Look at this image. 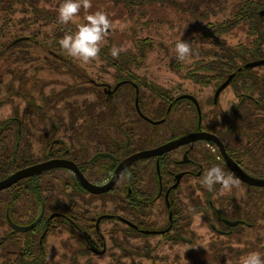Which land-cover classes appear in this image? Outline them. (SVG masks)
Masks as SVG:
<instances>
[{"label": "flooded vegetation", "instance_id": "af4514ba", "mask_svg": "<svg viewBox=\"0 0 264 264\" xmlns=\"http://www.w3.org/2000/svg\"><path fill=\"white\" fill-rule=\"evenodd\" d=\"M263 11L264 8L260 11L261 15H264ZM181 13L187 15L189 21H198L191 26L192 31L204 26L199 21L201 19L208 20V26L232 19L220 14L222 10L218 7L199 17L189 12ZM198 24H202L201 27ZM204 28L205 34L208 30ZM210 43L211 46L204 51L207 59L192 61L188 70L181 73L184 85L174 89L161 85V80L119 67V79L114 84H100L104 94L101 99L97 98L96 105L102 109L97 115L93 112L96 108L93 104H86L84 99L83 103L77 102L79 97L76 92L85 91V82L68 85L71 100L74 99L66 105L71 108L70 116L66 120L59 117L54 137L45 139L43 153L36 160L30 155L33 143L22 137V126L16 130L13 143L7 140L5 148L12 147L11 152L21 150L23 154V158L17 161L22 165L20 168L58 159L74 164L73 167L59 166L69 172L70 179L63 183L64 190L57 196L45 195V189L50 187L45 186L44 189L43 184L51 185L52 181L45 182L44 177L51 168H58V164L40 169L38 173L41 175L42 200L29 191L12 188L32 175L5 188L6 197L0 195L3 201L0 208L4 210L2 218L9 225L8 232L22 234L18 239L22 244L16 245L20 249L21 260L32 245L43 255L38 259H26L45 264L48 245L55 243L53 237L65 228L69 234L62 236L76 241L73 246L79 247L73 252L81 257L89 255V251L92 255L108 253L111 232L125 233L120 236L127 238V243H131L129 238L139 237V233L168 234L175 226L178 215L186 218L207 213L210 216L209 211L214 209L212 217L226 228L216 227L213 223L211 226L217 233L225 235L238 232L234 228L236 226L246 229L254 225L250 222L253 213L246 206L253 197V191L263 194L264 184H252L241 179L227 157L247 174L252 177L257 175L255 178L264 180V174L249 172L244 160L249 155L264 152V72L258 69L264 64L249 65L264 60V57L252 58L243 65L240 59L235 68L229 71L210 70L207 64L216 48L215 42ZM227 43L233 48L230 55L234 54L235 57H240L238 53L250 46L242 42ZM191 45L194 46L193 43ZM152 46L150 40L146 52ZM146 57V53L140 55L144 61ZM179 66L181 68V64ZM242 68L252 70L241 71ZM69 72L72 74V71ZM96 86L99 87V84ZM109 113L114 119L107 117ZM83 138L86 139L85 144H81L80 139ZM162 148L168 150L155 152ZM152 151L155 153L148 154ZM131 157L134 158L121 169L117 180L111 185L120 164ZM28 159L33 162L25 164ZM215 165L239 180L238 193L235 188L222 193L220 184L214 185L212 191L202 185L205 170ZM109 184L107 190H102ZM15 196L18 198L16 203ZM30 196L34 199V207L27 225L35 224L24 230L22 227L25 225L16 215L18 206ZM155 204H162L166 215L163 222H158L159 225L155 223L152 227V220H145ZM259 206L255 205L254 210H258ZM258 213L264 215V212ZM63 226L65 228H61ZM130 231L135 236L130 235ZM65 243L66 240H63V245ZM49 255L55 256L54 252ZM6 263L10 264V260L7 259Z\"/></svg>", "mask_w": 264, "mask_h": 264}, {"label": "rangeland", "instance_id": "374dc122", "mask_svg": "<svg viewBox=\"0 0 264 264\" xmlns=\"http://www.w3.org/2000/svg\"><path fill=\"white\" fill-rule=\"evenodd\" d=\"M50 1L52 4L47 7L43 6L42 2H38L34 7L31 4L32 7H29L28 3L23 4L22 0H14L7 3L4 8H0V12L9 9L6 11L9 14L8 19L0 24V141L3 153H5L7 140L13 143L16 139V130L22 126V137L33 143L31 157H35V160L40 157L45 139L54 137L55 124L59 123V117L66 120L70 116L71 108L66 107L70 101L74 100H71L70 85L85 82V91L76 92L79 97L77 102L83 103L84 99L86 104H93L96 107L93 112L97 115L102 112V109L96 105L97 98L101 99L104 94L100 84H114L119 79V67L129 68L140 75H148L153 80H161V85L174 89L184 85L181 73L184 74V71L188 70L193 64L192 61L207 59L204 51L211 46L210 41H213L212 38L206 40L203 36L208 20H199L204 26L201 27L202 24H198L201 28L198 31H192L191 26L198 21H189L187 15L182 14V11H179L181 9L174 6V3H186V0H168L163 3L135 2L134 4H128L125 0H91L92 7L87 11L81 8L75 22L68 24L58 21V8L63 0ZM236 1L235 6L233 4ZM241 1L229 0L230 4L220 14L236 19V8ZM96 11L108 13L115 27L110 29L109 35L105 37L98 59L84 64L68 55L61 48L59 40L66 33L74 34L78 30L77 25L87 22L86 15ZM247 27L246 23L238 25L236 29L230 31L227 41L231 44L248 43L252 37L247 33ZM146 38L152 40L153 46L146 52L147 57L144 61L139 56L142 55L139 52V41ZM182 39L194 44L192 46L194 54L186 62L179 61L175 51V44ZM113 46H123L126 51L121 52L118 58H114L110 54ZM258 69L264 72V66ZM69 71H72V74ZM96 84H99V87ZM107 117L110 120L114 119L110 113ZM80 141L81 144L86 143L85 138ZM244 160L247 161L249 172L264 174V152L249 155ZM32 162V159H28L25 164ZM0 165L3 164L0 162ZM57 166L58 168H51L49 174L44 177L45 182L52 181L51 185L43 184L44 189L45 186L50 187L45 189L44 193L48 197L57 196L64 190L63 183L70 179L69 172L63 166ZM48 177L50 179H47ZM26 178H22L19 182ZM233 188L237 193L240 191L239 187ZM4 190H0V195L6 197ZM245 190L244 188L243 192ZM184 193L187 192L184 191ZM252 193L253 197L246 206L253 213L250 222L254 223V228H250L249 231H251L252 240L262 243V246L264 245V215L261 216L258 212H264V192L260 195L254 191ZM25 201H22L19 206L17 203L16 218L25 227L29 226L24 229L27 230L35 224L32 222L27 225L32 216L34 199L30 196ZM224 203L226 202L222 204ZM257 204L260 205L259 209L254 210ZM125 209L127 211L128 208ZM213 211L215 210L209 211L210 216L207 213L186 218L178 215L175 226L168 234L138 232L139 237L129 238L131 243H127V238H121L120 235L125 233L111 232V238L107 244L108 253L80 255L81 257L73 252L79 247L73 246L76 241L69 236H62L69 234L63 226L61 228L65 229L53 237L55 243L52 244L56 246L53 248L52 244H49L50 247L47 248L49 253L54 252L55 256L52 257L48 253L45 264H191L194 259L200 257H203V261L197 264H212L214 262L207 259H213V256L209 253L202 255V252H213L215 247L230 243V237L219 238V234L212 228L211 223L216 227L226 228L224 224L212 217ZM149 213L145 221L152 220V227L155 223L159 225L158 222H163V216L166 215L162 204H155ZM3 215L4 210L0 212V264H7V259L10 260V264H19L20 249L16 245L22 244L18 240L22 234L8 232L9 225L5 218H2ZM258 233L261 236H258ZM129 234L134 235L131 231ZM233 235L237 236L234 237L236 239L242 237L239 232ZM48 240L50 241L51 238ZM63 240H66L65 245ZM217 255L215 256L216 264L221 263L224 258L222 254Z\"/></svg>", "mask_w": 264, "mask_h": 264}, {"label": "trees", "instance_id": "16d2710c", "mask_svg": "<svg viewBox=\"0 0 264 264\" xmlns=\"http://www.w3.org/2000/svg\"><path fill=\"white\" fill-rule=\"evenodd\" d=\"M11 1L14 0H0V8H4V6ZM22 1L23 4L28 3L29 7H32L31 4H33V7L37 6L38 2H42L43 6L46 7L52 4L50 0H22ZM125 1H127L128 4H134L135 2L152 3L156 1L163 3L164 1L167 2L168 0H125ZM229 4H230L229 0H186V3H174V6H176L178 9H181L179 11H183L184 13L189 12L190 15L192 14L195 17H199L203 15L205 16V14L209 12V10H214L215 7H218L220 10H223ZM236 4L237 1L233 5L236 6ZM206 7L209 9H205ZM7 8L9 7L7 6ZM263 8H264V2H262V0H246V1L242 0L241 2L238 3V7L236 8V13H235L236 19H228L225 22L219 24L210 23L209 26L206 24L208 32H206L203 35L204 38L206 40L212 38L213 40L212 42L216 43V48L214 49V53L210 54L212 59L208 61L207 69L210 70H212V68L213 70L221 69L220 70L221 72L229 71L235 68L237 61L240 59H241V65H243V63H245L248 60H251L252 58L264 57V15L260 14V11ZM6 11L0 12V24L4 23L9 17V14ZM242 23H246L248 25L247 33L252 36V39L248 43L250 46L244 47V50L238 53L240 57H235L234 54L231 56L230 53L233 52V48L227 46L228 32L237 24H242ZM145 40L139 41V48H140L139 52H141L143 56L145 55L147 47L149 46L150 43V40L147 39ZM241 47H243V45H241ZM242 70L250 71L252 69L242 68L241 71ZM0 144H2L1 141ZM2 149L3 147H0V162L3 164L0 165V180L6 178L9 174L18 170V168H20L22 165L17 164V161L18 160L20 161L23 158V154L21 153V150L11 152L12 149L4 148L5 153H3ZM12 155H14L13 158H11ZM40 181H41V175L37 173L36 175L34 176L32 175L31 177H29V179H26V181L15 186V188L14 186L12 188L13 190L19 189V190L29 191V193L33 194L35 198L42 200V198L44 197L41 191L42 185ZM23 184H27V185L22 186ZM17 200L18 198L15 196V203ZM5 202L8 203V200H6ZM2 203L3 201L0 200L1 207H2ZM252 227L254 228V225L251 227H247L246 229L244 227L241 228L240 225L234 227L239 230L238 232L242 236L239 237V239L234 238L237 236H234L233 234L225 235L223 233L218 232L217 234H219V238L221 236L230 237V243L215 247L213 252L211 251L202 252V255H204L205 253L211 254L213 256V259H207V260L213 261L214 263L212 264H216L215 256L217 254H222V256H224L222 262L218 264H226V263L239 264L241 257H244L250 252H259L261 254L262 259H264V245L261 246L262 243L256 240H252L251 231H249L250 228ZM258 236H261L260 233H258ZM244 238H246L245 241ZM89 254H92L91 251H89ZM42 255L43 253L39 251V249L31 245L29 252L24 255V259L20 260V263L22 262L23 264H43V263H38L37 261L26 259V258L38 259ZM202 258L203 257L194 259V261H192L191 264H197L199 263V261H203Z\"/></svg>", "mask_w": 264, "mask_h": 264}, {"label": "clouds", "instance_id": "9594fccd", "mask_svg": "<svg viewBox=\"0 0 264 264\" xmlns=\"http://www.w3.org/2000/svg\"><path fill=\"white\" fill-rule=\"evenodd\" d=\"M91 7V0H63L58 8V21L62 24L75 22L81 8L87 11ZM85 20L86 23L77 25L78 30L74 34L66 33L59 40V44L68 55L88 64L98 59L101 45L105 37L109 35V30L114 29L115 25L109 19L108 13L104 11L88 14ZM123 51H126L123 46H113L110 54L118 58ZM175 51L177 59L181 62L188 61L194 54L191 43L183 39L175 44ZM201 183L209 191L213 190L214 185L220 184L222 193L231 191L233 187H239V180L218 165L205 170ZM239 264H264V259L259 252H250L241 257Z\"/></svg>", "mask_w": 264, "mask_h": 264}, {"label": "water", "instance_id": "95a60500", "mask_svg": "<svg viewBox=\"0 0 264 264\" xmlns=\"http://www.w3.org/2000/svg\"><path fill=\"white\" fill-rule=\"evenodd\" d=\"M264 13V11H263ZM260 64H264V60H260V61H257V62H253V63H250L249 65L250 66H257V65H260ZM207 136V135H205ZM165 150H168V148H162V149H159V150H156L155 152H159V151H165ZM155 152H151V153H148V154H153ZM134 157H131L129 158V160H127L124 164H120V166L118 167L117 169V172L114 174V178L111 180V185L117 180L119 174H120V171L122 168L125 167V165L130 161L132 160ZM229 163L231 164L232 168L234 169L235 173L243 180L249 182V183H252V184H264V180L262 179H258V178H255V177H252L251 175L247 174L246 172H244L237 164H234L231 162V159L229 157H227ZM55 164H58V165H67L69 167H73L74 164L69 162V161H65V160H53V161H48V162H44V163H41V164H35V165H31V166H28V167H24V168H20L18 170H16L15 172L9 174L6 178L0 180V190L2 189H5L7 187H9L10 185H12L13 183L21 180L22 178H26V177H29L33 174H37L40 172V169H44V168H47V167H51V166H54ZM110 184L106 187H104L102 190H107L109 187H110ZM86 186L91 189L92 191H94L90 184L89 183H86ZM236 222H230V224H235ZM26 228H29L28 227H22V229H26Z\"/></svg>", "mask_w": 264, "mask_h": 264}]
</instances>
